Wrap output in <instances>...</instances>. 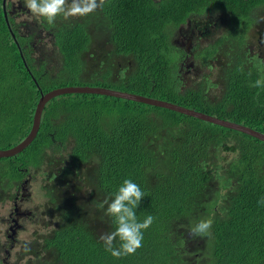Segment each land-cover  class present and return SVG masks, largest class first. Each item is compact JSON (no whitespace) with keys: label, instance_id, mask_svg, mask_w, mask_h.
I'll return each mask as SVG.
<instances>
[{"label":"trees","instance_id":"trees-1","mask_svg":"<svg viewBox=\"0 0 264 264\" xmlns=\"http://www.w3.org/2000/svg\"><path fill=\"white\" fill-rule=\"evenodd\" d=\"M112 6L108 46L88 79L264 132V88L250 86L264 78L261 59L242 67L252 44L249 28L264 0H115ZM220 8L232 13L237 29L230 19L218 37L219 45L226 39L234 47L224 52L222 97L212 100L210 83L182 89L177 60L183 51L169 35L187 17ZM9 22L0 0V149L26 136L40 92L61 79L44 81L45 59L39 63L26 50L33 49L32 35ZM60 24L55 45L69 83L77 85L73 79L86 72L81 54L90 37L85 23ZM215 49L196 48L194 57L205 60ZM123 54L130 55L131 66L120 78L113 61ZM36 173L43 175L46 199L36 210L46 221L14 255L26 264H264V203H258L264 197V141L239 130L145 102L67 93L45 104L38 131L23 150L0 157V203ZM126 178L147 194L136 209L138 219L151 214L154 221L142 247L117 259L100 240L116 226L97 204ZM206 218L214 221L211 235H191L190 228ZM7 245L0 239V264Z\"/></svg>","mask_w":264,"mask_h":264},{"label":"rangeland","instance_id":"rangeland-1","mask_svg":"<svg viewBox=\"0 0 264 264\" xmlns=\"http://www.w3.org/2000/svg\"><path fill=\"white\" fill-rule=\"evenodd\" d=\"M153 1L158 2L160 0H153ZM4 11H5V9H4ZM258 11H259V14H264V7L259 8ZM219 13L223 14V17L225 19H224V25L220 29V32L218 31L216 33V36H218V37L221 34L225 33L227 31L228 27L230 26L229 21L231 19L232 13L231 12L228 13L226 10H223L221 8L218 10H215V11L208 10V11H205L202 13V14H205V15H203V17L204 16H214V15L219 14ZM224 14H229V16H228L229 20L226 19ZM36 17L37 16H34L33 14L28 15L29 20H34L33 18H36ZM60 18H61V20H63V22H65V24L70 22V21H73V19H71L72 17L65 19L61 15ZM16 21H18V19H16ZM231 23H232L233 28L237 29L236 22L233 20V18L231 19ZM59 25H61V24H58V26ZM252 30H253V27H252V29L249 28V31H251L250 42H252V44L250 46V50H247V52H248L247 58L244 61V63L242 64V67L251 68L255 63H257L256 59L260 58L261 60L259 61V63H257L258 69L261 73L264 74V71L260 70V69H264V43H263V41H264V29L259 28V30L262 32V35H263L261 37V40H262L261 43H259L257 41V36L252 33ZM96 40L97 41L100 40V37H96ZM223 40L224 41L221 43V49H219L218 53L220 52V55L223 58V61H225L226 53H224V52H226V50H228L229 48L230 49L233 48L234 43L231 44L230 41H228L226 39H223ZM34 43H36V41ZM39 43L44 44L45 41H43V43H41L39 41ZM261 46H262V49H259ZM48 47H51V45H48ZM26 50L28 53H31V54H29L30 56H35L36 60H38L39 63L42 60L41 58H39L40 54H42V56L44 57L45 62L47 64L45 65L44 61L40 64V66H43V67L45 66L44 68H41V73H40L41 75L44 76V78H45L44 81L47 80V82L49 83L50 81H52L54 79L57 80V76H58V78H61V79H59L58 83H56L55 86L50 88V89L62 87V86H71V85L72 86H79V85L98 86V85H96L95 81L88 79L87 77L91 71L99 68V61L104 58L105 49H92V57H90V58L87 56V54H85L87 50L85 51V53L81 54L82 59L83 60L85 59V61L88 63V65H85V66H87L85 73H84V71H80V74L77 75L73 79V82L76 83L77 85L69 83V79H67V78H69L71 75L70 71L68 70V68H65V69L62 68L60 53L58 52L57 49L41 48L40 50H37V49H26ZM182 51H184V50H182ZM48 58L52 62L51 65H48ZM193 58H195V57L193 56ZM191 59H188V60H191ZM213 59H214V57L211 59V61ZM130 60H131L130 55L128 56L125 54H123L122 56H119V57H115V60L113 61V66H114L115 72L118 73L120 78H121V72L122 71L124 72V75L129 72L130 66H131ZM196 61H197V59H196ZM196 61H194L195 68H193V72L195 73V75L190 74L188 76H185L186 84L183 83L182 89L184 90L186 88L193 87V86H191V85H194L193 81L194 80L199 81L202 74H204L211 80L210 82H208V83H210V86L208 87V93H207L208 97L212 100H220L222 97V94L224 92L223 71H222V75H221L220 70H216V71L213 70L212 74H211L209 72H206L203 69V66L198 61L197 62ZM202 64L204 65V63H202ZM61 68H62V70H60ZM64 71H66V72H64ZM50 89H48V90H50ZM117 90H119V89H117ZM135 94H138V93H135ZM61 95H63V94H61ZM61 95H58V96H61ZM58 96H56V97H58ZM73 96L75 98H77V96L75 94H73ZM39 97H40V95H39ZM38 100H39V98H38ZM189 109H192V108H189ZM192 110H195V109H192ZM34 111H35V109H34ZM195 111H197V110H195ZM203 113H206V112H203ZM207 114H210V113H207ZM210 115L218 117L216 114H210ZM219 118L223 119L221 117H219ZM40 119H41V117H40ZM32 120H33V118H32ZM225 120H227V119H225ZM31 126H32V123H31ZM31 126H30V128H31ZM221 126H223V125H221ZM260 132H262V131H260ZM262 133H264V132H262ZM68 138L70 139V136H68ZM42 178H43V175L41 173H36L34 175L33 179H25V181L22 182V183L26 182L25 187L22 186L18 192L14 193V195H11V197L13 196L12 198L10 197L4 203H0V217L4 216L0 220V239H1V241L8 243L7 246L3 247V251L1 253V255L7 254L3 257L5 264H26L25 262H23V260L18 259L17 256L15 258L14 257L15 253L17 252V250L20 249L22 243L31 241L34 232L43 231L42 229L45 228L46 218L44 219L42 217V215H39V211L36 210V208L42 209V207H40L38 204H40L41 202L43 203V201H46L45 197L43 196V194L41 192V188H40ZM26 194H29V196H26ZM17 205L20 206L21 209L27 210V211H25V213L27 215H29V214L32 215L33 212H34V214L32 215V217L29 216V217H25L22 220H20L21 224L22 225L24 224V226H25V228L23 230H20L21 229L20 227L15 228V230L14 229L13 230L7 229L8 225H7L6 221L7 220L9 221L13 217H15V213H13L11 211V209L16 207ZM15 221L17 222V219H13L14 223H16ZM6 229H7V232H6ZM9 249L11 250L10 255L8 253ZM44 255L45 254H43V256Z\"/></svg>","mask_w":264,"mask_h":264},{"label":"flooded vegetation","instance_id":"flooded-vegetation-1","mask_svg":"<svg viewBox=\"0 0 264 264\" xmlns=\"http://www.w3.org/2000/svg\"><path fill=\"white\" fill-rule=\"evenodd\" d=\"M114 1L115 0H104L103 6L97 8L95 12L87 16H76L71 18L73 19V21L85 23L86 25V32L90 37V46L85 54H87L89 58L92 57V49H104L108 46L106 34L108 33L107 31L108 27L110 28V25H108L109 17L107 14H110V4L111 7H113L112 5ZM2 5L4 14H6L7 18L9 17L11 19V22H9V24L14 25L18 23L19 33L24 36L29 34L32 35V40L30 41V44L33 49H57L55 45L54 31L56 30L55 28H57L58 24L63 22L60 16L56 18L55 23L48 24L42 17H36L33 18L34 20H29L28 15L32 13L26 8L25 0H2ZM203 15L205 14H193L190 17H187L184 22H181L178 26L174 27L172 29V34L169 35V41L174 46H177V48L184 50L179 59L177 60L178 77L184 84H186L185 76H188L190 74L195 75V73L193 72V68H195L194 61H196V59L203 66V69L206 72L212 74L213 70H220V72L222 70L221 66L223 58L221 57L220 52L218 53L219 49H221V45L217 43L218 36H216V33L218 31L220 32V29L224 25L225 18L223 17V14L220 13L214 16L203 17ZM263 15L264 14H260L261 17H263ZM224 16L226 17V19L229 20V14H224ZM87 17L88 20L87 22H85V18ZM253 18L255 20L252 21L250 29H252L255 22L256 24L261 23V20L256 21L257 16H254ZM16 19H18V21H16ZM216 26L219 27L217 28ZM96 37H100V40L97 41ZM38 40L41 43L45 41V43L40 44ZM35 41L36 43H34ZM48 45H51V47H48ZM212 45H216L217 49H215L216 52L211 57H208L205 60L200 58H193L194 50L196 48L203 49ZM213 57L214 59L211 61ZM39 58L43 59L44 57L42 56V54H40ZM83 62L84 64L88 65L85 59L83 60ZM202 63H204V65ZM51 64L52 62L48 58V65ZM199 81H203L204 84H207L211 80L206 75L202 74ZM196 82L197 80L193 81L194 84ZM18 191L19 190H16V192ZM22 211L27 210L19 208L15 214V217H13L9 221H6L8 225L7 229L15 230V228L20 227V230H23L25 228L24 224L22 225L20 220L25 217L31 216V214L21 215ZM13 219H17V222L14 223Z\"/></svg>","mask_w":264,"mask_h":264},{"label":"clouds","instance_id":"clouds-1","mask_svg":"<svg viewBox=\"0 0 264 264\" xmlns=\"http://www.w3.org/2000/svg\"><path fill=\"white\" fill-rule=\"evenodd\" d=\"M104 0H25L26 8L37 17H42L49 23H55L58 16L65 19L76 16H87L102 7ZM257 16L256 21L261 23L254 24L252 33L257 36V41L262 42V32L264 29V15ZM264 71V69H260ZM121 78H124V72H121ZM252 87L264 88V78L257 79ZM147 194L132 179L126 178L122 184L111 193L110 198L99 202L97 207L105 210V215L113 218L115 230L111 233L102 234L100 240L103 241L105 250L119 259L122 256L133 255L142 247L143 233L154 221V217L148 214L143 221L137 217L136 209L139 207L142 198ZM258 203H264V197ZM105 205H107L105 209ZM20 207L17 205L11 211L16 214ZM21 215H26L25 211ZM212 218L200 219L190 228V234L193 236L211 235L213 225ZM119 240V247L114 246V242Z\"/></svg>","mask_w":264,"mask_h":264},{"label":"water","instance_id":"water-1","mask_svg":"<svg viewBox=\"0 0 264 264\" xmlns=\"http://www.w3.org/2000/svg\"><path fill=\"white\" fill-rule=\"evenodd\" d=\"M96 93V94H103V95H111L118 98L128 99V100H135L140 102H145L151 105L159 106V107H165L170 110H174L180 113L188 114L194 117H197L199 119H203L212 123H216L219 125H223L232 129L239 130L241 132H244L246 134H249L251 136H254L262 141H264V133L255 130L249 126L243 125L241 123H237L234 121H229L225 119H220L219 117L203 113L200 111H195L183 106H180L178 104L161 100L158 98H151L147 96H143L141 94H135L123 90H117L112 88H107L103 86H89V85H79V86H62L50 89L46 92H40L39 100L36 104L35 111L33 114V120H32V126L28 132V134L20 140L17 144L14 146H11L10 148L6 149H0V157H8L13 156L23 150L35 137L40 123V117L41 113L43 111V108L45 104L52 98L61 95V94H67V93ZM24 187L26 185V182L23 183ZM26 196H29V194H26ZM16 222V221H15Z\"/></svg>","mask_w":264,"mask_h":264},{"label":"bare ground","instance_id":"bare-ground-1","mask_svg":"<svg viewBox=\"0 0 264 264\" xmlns=\"http://www.w3.org/2000/svg\"><path fill=\"white\" fill-rule=\"evenodd\" d=\"M191 86H193V85H191Z\"/></svg>","mask_w":264,"mask_h":264}]
</instances>
